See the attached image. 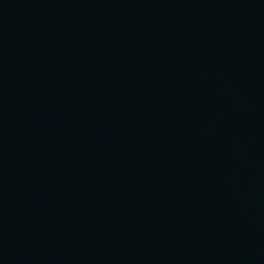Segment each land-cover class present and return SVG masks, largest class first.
<instances>
[{"label":"water","instance_id":"water-1","mask_svg":"<svg viewBox=\"0 0 264 264\" xmlns=\"http://www.w3.org/2000/svg\"><path fill=\"white\" fill-rule=\"evenodd\" d=\"M0 264H264V0H0Z\"/></svg>","mask_w":264,"mask_h":264}]
</instances>
